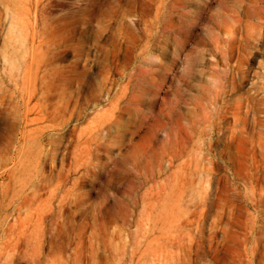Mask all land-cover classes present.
<instances>
[{"label": "rangeland", "instance_id": "rangeland-1", "mask_svg": "<svg viewBox=\"0 0 264 264\" xmlns=\"http://www.w3.org/2000/svg\"><path fill=\"white\" fill-rule=\"evenodd\" d=\"M0 264H264V0H0Z\"/></svg>", "mask_w": 264, "mask_h": 264}, {"label": "snow or ice", "instance_id": "snow-or-ice-1", "mask_svg": "<svg viewBox=\"0 0 264 264\" xmlns=\"http://www.w3.org/2000/svg\"><path fill=\"white\" fill-rule=\"evenodd\" d=\"M192 23H195V21H192Z\"/></svg>", "mask_w": 264, "mask_h": 264}, {"label": "bare ground", "instance_id": "bare-ground-1", "mask_svg": "<svg viewBox=\"0 0 264 264\" xmlns=\"http://www.w3.org/2000/svg\"><path fill=\"white\" fill-rule=\"evenodd\" d=\"M8 14H9V12H8Z\"/></svg>", "mask_w": 264, "mask_h": 264}]
</instances>
